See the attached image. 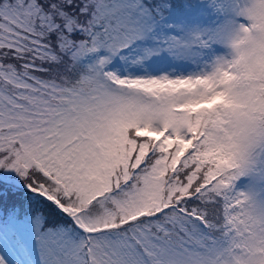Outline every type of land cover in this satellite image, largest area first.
Segmentation results:
<instances>
[{"label":"snow or ice","instance_id":"1","mask_svg":"<svg viewBox=\"0 0 264 264\" xmlns=\"http://www.w3.org/2000/svg\"><path fill=\"white\" fill-rule=\"evenodd\" d=\"M0 264H264V0H0Z\"/></svg>","mask_w":264,"mask_h":264}]
</instances>
